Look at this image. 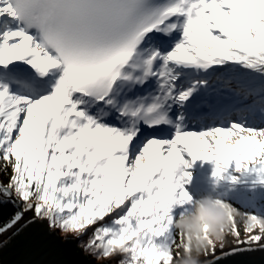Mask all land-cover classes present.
I'll return each instance as SVG.
<instances>
[{"label": "snow or ice", "instance_id": "1", "mask_svg": "<svg viewBox=\"0 0 264 264\" xmlns=\"http://www.w3.org/2000/svg\"><path fill=\"white\" fill-rule=\"evenodd\" d=\"M2 13L17 26L0 66L54 77L36 99L0 86V236L29 232L37 264H75L72 242L165 264L197 161L218 189L264 185V0H0ZM221 198L251 223L230 216L205 261L253 264L264 209Z\"/></svg>", "mask_w": 264, "mask_h": 264}, {"label": "clouds", "instance_id": "2", "mask_svg": "<svg viewBox=\"0 0 264 264\" xmlns=\"http://www.w3.org/2000/svg\"><path fill=\"white\" fill-rule=\"evenodd\" d=\"M217 188V186H216ZM236 217L243 226L251 221L244 214L237 212L227 201L213 191L192 198L187 209L178 214L171 222V228L180 237L174 258L167 259L165 264H209L202 260L208 249L219 246L223 242V233L230 227L232 221L229 217ZM261 227H264V218H257ZM111 252H124L123 245L114 246ZM155 251L141 254V260L153 264Z\"/></svg>", "mask_w": 264, "mask_h": 264}, {"label": "rangeland", "instance_id": "3", "mask_svg": "<svg viewBox=\"0 0 264 264\" xmlns=\"http://www.w3.org/2000/svg\"><path fill=\"white\" fill-rule=\"evenodd\" d=\"M3 25H7V28L10 29L16 27L12 19L7 20ZM22 63L26 66V68L28 66L30 67V65L25 61H22ZM6 67H8V65L0 66V86H6L7 92L10 95H12L13 93H17L19 95L21 94L22 96H27L25 93H29L27 97L36 99L40 95L50 92L54 85V77L52 76L51 72L49 81L44 83V86H42L41 88H38V82H34L31 87H28V85L25 84L24 79H22L21 81L14 78L16 76L10 74L9 71L7 72L5 70ZM24 71H26V69ZM187 170L192 173V179L189 183L186 184L185 189L187 192V189H192V192L190 193L192 198L197 197V195L195 194L196 192L201 191L204 187L208 186L207 188L210 189V191H213V189L215 188V190H218L221 195L230 197L234 202L239 201L241 204L247 205L249 207H260L264 209V185H252L248 183L252 180L250 178H245L247 179V182H242L231 188L224 187L218 189L216 188L215 179L213 177L214 169L211 163H203L197 161L193 163L191 168ZM205 174H210V176L208 177L209 179L205 178ZM58 234L62 237H64L65 235H70L65 234L63 236V233L60 232H58ZM89 258H91L94 263L107 261L108 264H116L115 256L113 255H110L107 259H105L104 257L95 258L92 255H89ZM201 259H204V256L201 257Z\"/></svg>", "mask_w": 264, "mask_h": 264}, {"label": "water", "instance_id": "4", "mask_svg": "<svg viewBox=\"0 0 264 264\" xmlns=\"http://www.w3.org/2000/svg\"><path fill=\"white\" fill-rule=\"evenodd\" d=\"M57 235L58 231H57ZM11 236V239H9ZM29 232L20 235H12L11 233L0 236V240H6L7 243L0 247V264H37L38 261L48 258L45 254L35 250L28 242ZM60 237H62L60 235ZM67 247L73 249L71 259L75 264H108L105 262H93L87 253L80 251L75 242H72ZM202 260H205L202 259ZM253 264H264V253L257 252L252 258Z\"/></svg>", "mask_w": 264, "mask_h": 264}, {"label": "bare ground", "instance_id": "5", "mask_svg": "<svg viewBox=\"0 0 264 264\" xmlns=\"http://www.w3.org/2000/svg\"><path fill=\"white\" fill-rule=\"evenodd\" d=\"M146 45V44H145ZM143 47H144V45H143ZM13 65V67L15 68L16 66L19 68V67H23L24 69H26L27 71L29 70V69H31L34 73H30V74H28L26 71H24V72H21V73H19V74H22V75H27V76H31V77H33V78H35L36 80H37V82H38V86H40V87H42V86H44V78H45V76L47 77L49 74H46V75H41L36 69H34L31 65H30V67L28 66L27 68H26V66L25 65H23V63H22V61H15V62H12V63H10V66H12ZM5 70L6 71H9V72H12V71H10L9 70V68L7 69V68H5ZM17 74H18V72H17ZM18 74V75H19ZM13 75V74H12Z\"/></svg>", "mask_w": 264, "mask_h": 264}, {"label": "trees", "instance_id": "6", "mask_svg": "<svg viewBox=\"0 0 264 264\" xmlns=\"http://www.w3.org/2000/svg\"><path fill=\"white\" fill-rule=\"evenodd\" d=\"M210 176V174H205V178H208ZM248 183H250V184H252V185H254L253 183H252V181L251 182H248ZM191 192H192V190H190ZM217 191V194L218 195H221L219 192H218V190H216ZM207 192H210V189H208V188H204V190H201L200 192H196V194H197V196H199V195H202V194H205V193H207ZM234 202V201H233ZM236 202V201H235ZM10 207V206H9ZM66 233H63V236L65 235ZM88 254V253H87ZM88 256H89V254H88ZM91 259V258H90ZM92 260V259H91Z\"/></svg>", "mask_w": 264, "mask_h": 264}]
</instances>
